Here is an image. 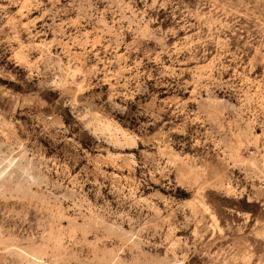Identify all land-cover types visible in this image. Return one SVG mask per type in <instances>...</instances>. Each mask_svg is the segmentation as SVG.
Instances as JSON below:
<instances>
[{"label": "rangeland", "instance_id": "obj_1", "mask_svg": "<svg viewBox=\"0 0 264 264\" xmlns=\"http://www.w3.org/2000/svg\"><path fill=\"white\" fill-rule=\"evenodd\" d=\"M0 80V264H264V0H0Z\"/></svg>", "mask_w": 264, "mask_h": 264}, {"label": "trees", "instance_id": "obj_2", "mask_svg": "<svg viewBox=\"0 0 264 264\" xmlns=\"http://www.w3.org/2000/svg\"><path fill=\"white\" fill-rule=\"evenodd\" d=\"M2 83L7 84V85H14V82H8L4 80H0ZM54 100L48 99V102L50 103V107L52 106L51 103ZM58 112L64 119L65 123L72 127V130L76 135L78 136V139L81 140L82 144L86 147H89L91 145V142L94 141V138L86 132L77 122V120L74 118V116L71 114L70 109L68 106H64L60 100H58V105H57ZM175 193L176 196L179 198H186L189 197L190 195L188 192H186L183 188L180 186L175 187ZM245 210V209H242Z\"/></svg>", "mask_w": 264, "mask_h": 264}]
</instances>
